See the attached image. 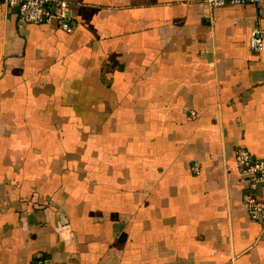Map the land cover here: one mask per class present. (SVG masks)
Here are the masks:
<instances>
[{
  "label": "crops",
  "instance_id": "obj_1",
  "mask_svg": "<svg viewBox=\"0 0 264 264\" xmlns=\"http://www.w3.org/2000/svg\"><path fill=\"white\" fill-rule=\"evenodd\" d=\"M64 1L70 32L0 2V264H264L234 163L264 158V4Z\"/></svg>",
  "mask_w": 264,
  "mask_h": 264
},
{
  "label": "built area",
  "instance_id": "obj_2",
  "mask_svg": "<svg viewBox=\"0 0 264 264\" xmlns=\"http://www.w3.org/2000/svg\"><path fill=\"white\" fill-rule=\"evenodd\" d=\"M7 6L14 7L19 20L27 24H52L66 32L72 31L68 16V2L64 0H0ZM212 7L224 5L260 6L264 0H207ZM248 46L254 53L264 47V30L254 27L248 38ZM234 163L239 175L246 177L247 186L242 194V202L249 218L264 227V158L254 157L246 148L234 151ZM263 190V196L259 191ZM31 264H45V259L38 255Z\"/></svg>",
  "mask_w": 264,
  "mask_h": 264
}]
</instances>
